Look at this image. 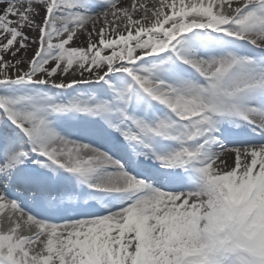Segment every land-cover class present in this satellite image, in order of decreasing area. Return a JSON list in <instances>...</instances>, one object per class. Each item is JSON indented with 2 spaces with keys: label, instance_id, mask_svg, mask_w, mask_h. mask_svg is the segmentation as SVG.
I'll return each mask as SVG.
<instances>
[{
  "label": "snow or ice",
  "instance_id": "obj_1",
  "mask_svg": "<svg viewBox=\"0 0 264 264\" xmlns=\"http://www.w3.org/2000/svg\"><path fill=\"white\" fill-rule=\"evenodd\" d=\"M0 264H264V0H0Z\"/></svg>",
  "mask_w": 264,
  "mask_h": 264
}]
</instances>
